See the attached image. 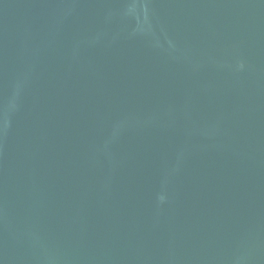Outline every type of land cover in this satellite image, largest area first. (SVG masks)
Wrapping results in <instances>:
<instances>
[{
  "label": "water",
  "instance_id": "obj_1",
  "mask_svg": "<svg viewBox=\"0 0 264 264\" xmlns=\"http://www.w3.org/2000/svg\"><path fill=\"white\" fill-rule=\"evenodd\" d=\"M0 264H264V0H0Z\"/></svg>",
  "mask_w": 264,
  "mask_h": 264
}]
</instances>
